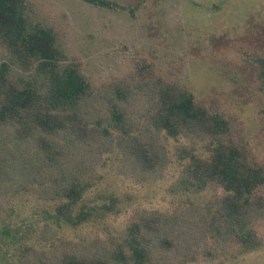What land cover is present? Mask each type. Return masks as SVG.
I'll use <instances>...</instances> for the list:
<instances>
[{
    "label": "rangeland",
    "instance_id": "374dc122",
    "mask_svg": "<svg viewBox=\"0 0 264 264\" xmlns=\"http://www.w3.org/2000/svg\"><path fill=\"white\" fill-rule=\"evenodd\" d=\"M28 1L34 16L55 30L66 61L79 68L95 99L103 100L113 86H129L128 101L136 114L142 112L154 82L174 83L195 101L222 113L230 139L253 163L264 166V84L259 78L264 0H107L108 7L84 0ZM98 141L88 136L72 144L83 160L97 150L96 170L102 174L78 203L88 210L85 219L74 227L56 226L38 215L37 210L46 207L41 197L19 196L15 214L4 223L18 230L13 234L21 236V245L31 243L44 252L72 247L93 253L118 243L125 225L135 219L146 240L150 237L147 244L157 264H264V184L257 192L261 206L252 223L258 239L254 249L241 251L231 235L207 242L212 230L205 233V241L189 238L183 223L174 235L154 228V220L175 214L181 222L191 221L199 215L213 216L218 209L219 188L194 192L179 185L186 176L187 152L203 154L202 146L162 136L168 161L153 174L135 177L122 167L130 161L116 147L100 150ZM88 142L92 149L85 146ZM69 156L74 162L81 159ZM181 231L185 238L176 240ZM170 238V247L161 242ZM7 245L0 239V256L4 253V263L12 264L16 250ZM182 252H195L194 259L182 262ZM209 252V257L204 255Z\"/></svg>",
    "mask_w": 264,
    "mask_h": 264
},
{
    "label": "trees",
    "instance_id": "16d2710c",
    "mask_svg": "<svg viewBox=\"0 0 264 264\" xmlns=\"http://www.w3.org/2000/svg\"><path fill=\"white\" fill-rule=\"evenodd\" d=\"M84 1L110 6L107 0ZM0 50V239L16 250L12 264H157L147 244L150 237L146 240L135 219L125 225L118 243L98 249L100 253L72 247L44 252L31 243L21 245V236L13 234L18 230L4 223L15 214L19 196L41 197L46 207L37 210L38 215L56 226L74 227L85 219L88 210L78 203L102 174L96 170L97 150L83 160L72 144L88 136L99 140L100 150L116 147L130 161L122 167L135 177L153 174L168 161L162 136L201 145L203 154L187 152L186 176L179 185L194 192L219 188L218 209L213 216L184 222L175 214L167 219L161 215L154 228L176 235L183 223L189 238L205 241V233L212 230L207 242L231 235L243 252L258 245L252 223L261 206L257 192L264 184V166L253 163L230 139L222 113L161 80L152 84L142 112L136 114L131 113L129 86H113L103 100L95 99L79 68L66 61L55 30L34 16L28 0H0ZM259 78L264 84V62ZM85 146L92 149L89 142ZM69 153L81 159L74 162ZM184 238L181 231L176 240ZM169 240L161 242L170 247ZM194 256L182 252L179 258L188 262ZM6 259L2 253L0 264Z\"/></svg>",
    "mask_w": 264,
    "mask_h": 264
}]
</instances>
